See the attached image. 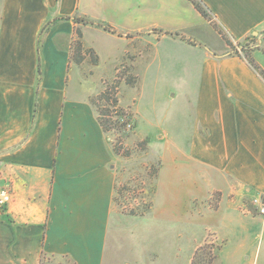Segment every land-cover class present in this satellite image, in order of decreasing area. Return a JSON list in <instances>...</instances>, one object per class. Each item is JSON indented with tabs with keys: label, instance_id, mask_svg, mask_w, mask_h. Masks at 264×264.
Wrapping results in <instances>:
<instances>
[{
	"label": "crops",
	"instance_id": "0c3cea01",
	"mask_svg": "<svg viewBox=\"0 0 264 264\" xmlns=\"http://www.w3.org/2000/svg\"><path fill=\"white\" fill-rule=\"evenodd\" d=\"M202 1L212 21L181 0L189 17L159 34L200 47L192 37L209 28L221 42L204 44L184 163L163 180L164 156L149 214L162 191H176L169 183L180 180L186 201L156 212L158 221L123 222L114 219L118 164L93 103L98 90L72 57L78 30L85 47L89 31L105 32L136 53L156 9L142 0H0V264L177 263V231L199 224L221 244L216 261L264 262V217L244 212L264 194V0ZM193 236L194 254L207 236Z\"/></svg>",
	"mask_w": 264,
	"mask_h": 264
},
{
	"label": "rangeland",
	"instance_id": "374dc122",
	"mask_svg": "<svg viewBox=\"0 0 264 264\" xmlns=\"http://www.w3.org/2000/svg\"><path fill=\"white\" fill-rule=\"evenodd\" d=\"M142 2L144 9L151 6V9L156 10L145 14V21L151 32L147 31L140 36L136 53L133 50V53H128L127 42L121 39L118 41L111 34L96 31H89L87 35V42L93 48L85 47L82 40L81 53L74 48V56L83 64L82 69L88 74L92 71L90 80L98 90L94 96V106L98 115L103 109L110 111L108 117L113 124L108 135L112 139L118 164L114 219L123 222L158 221L156 212L172 204L183 207L186 200L177 190H181V182L178 180L169 183L175 186L176 191L171 196L162 191L154 214H149L153 207L157 172L162 166L164 156L166 155V167L163 170V180L165 178L168 180L172 174L175 175L174 167L179 171L184 163L182 151L187 150L192 136L199 64L204 44L205 42L211 46L221 44L219 38L209 28H199L192 37L200 47L183 44L169 37H160L161 32L171 34L169 31L171 29H168L167 25L175 27L181 24L182 19L189 17L184 4L181 0ZM155 22L159 24L157 27L153 25ZM223 37L228 42V37L226 35ZM254 41L250 37L241 44L245 48L242 49L243 54L246 56L250 54L249 50H252ZM97 55L99 62L95 65ZM118 61L120 65L115 69ZM107 91L112 94L110 102L100 99V95ZM114 98L118 100L117 104H114ZM120 109L125 111L124 117L134 122L132 129L122 126L121 120L117 123L116 112ZM209 230L208 225L199 224L194 228L177 231L183 235L182 238H178L176 245V248H181L182 258L179 262L173 260L172 263H158L153 260L143 264H251L249 259H244L240 263L223 259L216 261L221 244L213 242ZM203 232L207 240L205 244L195 249L193 254L195 245L193 235L198 237ZM123 233L133 231L128 229ZM137 233L140 234V231ZM126 237L132 238V235ZM250 244L253 250L257 249L255 235L250 239ZM226 246L232 250L235 248V242L226 243ZM120 263L140 264L133 260ZM53 264L71 263L66 259L57 258L53 260Z\"/></svg>",
	"mask_w": 264,
	"mask_h": 264
},
{
	"label": "trees",
	"instance_id": "16d2710c",
	"mask_svg": "<svg viewBox=\"0 0 264 264\" xmlns=\"http://www.w3.org/2000/svg\"><path fill=\"white\" fill-rule=\"evenodd\" d=\"M193 5L194 7L200 12V14L206 18L207 20L209 21H212V18H211V11L208 9V7L203 3L202 0H189ZM77 20V19H75ZM106 29H108L106 27ZM109 30V29H108ZM82 37H83V34H82V31L81 30H78L77 31V40L75 42V46L74 48L76 47L78 52L81 53V51L83 50V44L81 42L82 40ZM231 44V43H230ZM242 49L245 50L244 46H242ZM248 53V52H247ZM81 56V55H80ZM72 59L74 60V62H76L77 64H80L81 62L79 60H77L74 56V53H73V57ZM99 62V56L97 55L96 59H95V65H97ZM252 66L258 70L257 66L252 62L250 61ZM260 74L264 77V72H260ZM111 92L110 91H107V92H103L101 95H100V99L101 100H105L107 102H110L112 100V97H111ZM114 104H117L118 103V100L116 98H114ZM93 103L95 104L94 102V99H93ZM116 115L118 116L117 118V123L125 116V111H123L122 109H120V111H117L116 112ZM110 116V111L108 109H103L101 111V113H99V120H100V123L102 125V127L104 128V130L108 133L110 130H111V125L113 124L112 120L108 117ZM159 173V171L157 172V174ZM195 263V262H194Z\"/></svg>",
	"mask_w": 264,
	"mask_h": 264
},
{
	"label": "built area",
	"instance_id": "2783aa9c",
	"mask_svg": "<svg viewBox=\"0 0 264 264\" xmlns=\"http://www.w3.org/2000/svg\"><path fill=\"white\" fill-rule=\"evenodd\" d=\"M121 124L126 129H132L134 126V122L127 117L121 119ZM244 212H246V214L256 213L257 215L264 217V194H257L252 197L249 204L245 207Z\"/></svg>",
	"mask_w": 264,
	"mask_h": 264
}]
</instances>
